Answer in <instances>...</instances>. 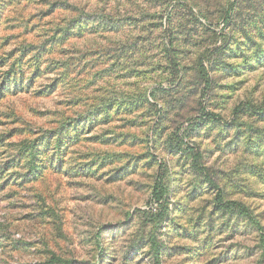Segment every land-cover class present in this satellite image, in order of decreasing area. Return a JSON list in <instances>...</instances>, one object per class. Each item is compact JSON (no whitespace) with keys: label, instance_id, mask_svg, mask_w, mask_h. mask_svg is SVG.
Listing matches in <instances>:
<instances>
[{"label":"rangeland","instance_id":"obj_1","mask_svg":"<svg viewBox=\"0 0 264 264\" xmlns=\"http://www.w3.org/2000/svg\"><path fill=\"white\" fill-rule=\"evenodd\" d=\"M232 2L0 0V82L35 49L0 101V264H264V0Z\"/></svg>","mask_w":264,"mask_h":264},{"label":"trees","instance_id":"obj_2","mask_svg":"<svg viewBox=\"0 0 264 264\" xmlns=\"http://www.w3.org/2000/svg\"><path fill=\"white\" fill-rule=\"evenodd\" d=\"M238 0H233V2L228 6L226 15L224 18V22L227 23L229 20V16L231 13V10L234 6V2ZM257 6H260V1ZM261 8V7H258ZM3 11L0 9V17L2 16ZM11 19H6L5 21L9 22ZM33 47L31 44H24L22 45L23 50L21 51V55L18 57L19 59L10 60L7 65L5 63H2L1 66L7 67L8 71L5 72L3 80L0 82V101L3 99V96L5 95V92H11L14 90V84L16 81L20 80V78L23 76L22 73L19 74V72H16L17 65L19 64V60H22L24 56H26V51H35V49H32ZM11 56V53H10ZM9 56V57H10ZM40 57L41 53L37 52L36 54L32 55V58H30L31 62H33L32 66L34 67V72L37 70L38 65H40ZM202 66V76H206L205 83H209V77L207 74H205L206 69L203 67V61H201ZM205 70V71H204ZM207 73V72H206ZM17 74H19V77H16ZM33 74L31 75V78L33 77ZM262 114V112H260ZM47 138L45 136L40 137L39 139L32 140V141H26L22 140L19 143H17L16 147L19 150V160L22 158V156L25 157L26 165L24 167L27 171H36L41 168V162H39V159L41 155L45 152V144L47 143ZM201 174L204 176L205 182L209 184L211 187L215 188L217 190V196L215 198V202L219 208L222 209H237L239 211V214L243 216H248L247 210L244 206L240 203L231 202V201H223L221 191L219 190L218 185L215 184V181L211 178L207 172H205V169H201ZM24 180V177H21V181ZM164 193L159 192L158 195L154 197V201L156 203L161 202L163 200ZM221 206V207H220ZM62 262V261H60Z\"/></svg>","mask_w":264,"mask_h":264}]
</instances>
